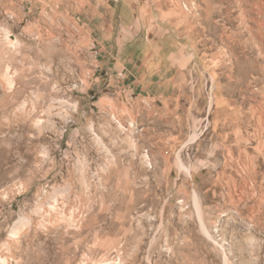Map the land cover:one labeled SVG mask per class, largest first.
I'll return each instance as SVG.
<instances>
[{"label":"rangeland","instance_id":"374dc122","mask_svg":"<svg viewBox=\"0 0 264 264\" xmlns=\"http://www.w3.org/2000/svg\"><path fill=\"white\" fill-rule=\"evenodd\" d=\"M257 1L0 0V264H264Z\"/></svg>","mask_w":264,"mask_h":264},{"label":"bare ground","instance_id":"6f19581e","mask_svg":"<svg viewBox=\"0 0 264 264\" xmlns=\"http://www.w3.org/2000/svg\"><path fill=\"white\" fill-rule=\"evenodd\" d=\"M255 3V2H254ZM263 6H264V0H258L257 2H256V8H258V10H261L262 8H263ZM255 22L258 24V26L260 27L261 26V24H260V21L258 20V19H255ZM257 38H259L260 40H263L264 38H263V36H261V35H258V37ZM15 42V41H14ZM211 80H212V83L214 84V78L212 77L211 78ZM213 89V86H212V88H211V90ZM212 102H213V96L211 95V97H210V103H209V106H208V112L211 110V108H212ZM196 137H197V133L196 132H194L191 136H190V141H192V140H195L196 139ZM179 164H180V167L181 168H185V171L187 172V173H190V170L188 169V168H186L181 162H179Z\"/></svg>","mask_w":264,"mask_h":264},{"label":"crops","instance_id":"0c3cea01","mask_svg":"<svg viewBox=\"0 0 264 264\" xmlns=\"http://www.w3.org/2000/svg\"><path fill=\"white\" fill-rule=\"evenodd\" d=\"M176 60V59H175ZM163 97H166V95L162 94Z\"/></svg>","mask_w":264,"mask_h":264}]
</instances>
